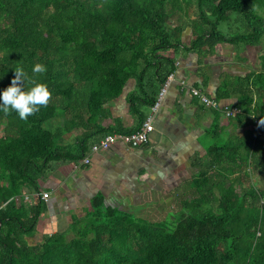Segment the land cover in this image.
Returning <instances> with one entry per match:
<instances>
[{
  "label": "trees",
  "instance_id": "16d2710c",
  "mask_svg": "<svg viewBox=\"0 0 264 264\" xmlns=\"http://www.w3.org/2000/svg\"><path fill=\"white\" fill-rule=\"evenodd\" d=\"M196 1L188 15L179 0H0V92L11 85L14 69L31 77L36 64L46 66L37 80L50 92L47 105L26 120L0 111V264H264V189L252 179L253 172L264 173L262 137L211 150L207 169L171 222L137 219L96 197L86 217L69 224L72 238L66 232L34 238L45 212L39 181L52 162L78 161L96 132L89 131L74 153L60 143L63 136L77 127L91 130L130 80L129 111L139 128L144 109L175 72V58L166 53L181 47L183 31L193 35L185 50L264 38V20L252 7L264 0ZM237 14L246 18L240 31L221 32ZM173 15L176 26L169 24ZM248 83L228 79L217 97L227 98L229 89L249 111ZM253 87L255 114L263 118L264 74ZM47 122L52 129L44 128ZM208 204L215 206L195 214Z\"/></svg>",
  "mask_w": 264,
  "mask_h": 264
},
{
  "label": "crops",
  "instance_id": "0c3cea01",
  "mask_svg": "<svg viewBox=\"0 0 264 264\" xmlns=\"http://www.w3.org/2000/svg\"><path fill=\"white\" fill-rule=\"evenodd\" d=\"M238 31V27L230 28L227 35ZM192 41V31L187 28L181 35V47L170 51L175 55L176 69L155 112L148 144L132 148L117 142L109 149L91 151L107 134L138 128V118L129 111L127 99L135 89L133 80L118 99L104 106V111L94 120L99 127L97 124L91 130L77 127L63 136L60 143L74 153L89 131L96 132L88 139L78 161L52 162L39 181L41 193L49 196L44 200L45 212L34 235L36 241L44 234L67 232L74 219L86 217L96 197L106 207L120 212L129 213L132 208H138L143 216L150 215L153 222L162 220L163 215L157 213L161 210L159 205L173 204L176 200L175 205L180 204V199L174 196L180 194L179 190L187 194L195 188L196 178L207 169L211 150L233 148L253 137L252 116L261 118L255 114L258 93L253 82L257 75L264 74L263 44L220 43L212 51L185 50L183 47H189ZM228 79L235 83L249 80L254 99L249 111L241 108L239 95L230 93L229 89L230 96L217 97ZM193 89L217 100L218 109L202 104L193 96ZM231 107L239 108L241 113L227 117L225 108ZM144 113L147 117L150 109H144ZM261 131L258 138L264 139V123ZM85 159L90 162L85 164ZM252 179L255 187L264 189V173L253 172Z\"/></svg>",
  "mask_w": 264,
  "mask_h": 264
},
{
  "label": "built area",
  "instance_id": "2783aa9c",
  "mask_svg": "<svg viewBox=\"0 0 264 264\" xmlns=\"http://www.w3.org/2000/svg\"><path fill=\"white\" fill-rule=\"evenodd\" d=\"M172 80H173V75H170L167 81L165 82V84L162 86L154 105L150 108V114L146 117L145 121L135 132L131 134H124V133L107 134L97 144H94L91 147V151L95 153V152H100L101 150L109 149L112 145L116 144L117 142H122L123 144L132 148H138L148 144L150 139V134L154 130L153 122H154L155 112L158 110L161 104V100L165 96ZM192 94L193 96L197 97L200 100V102L205 106L213 109H218L219 104L217 100L208 98L200 90L193 89ZM240 113L241 110L237 107L225 108V115L227 117H234ZM252 120H253V124H252L253 137L256 139L261 135V127L263 126L264 122L261 118H257L254 115L252 116ZM89 162H90L89 159L84 160L85 164H88ZM48 196L49 195L47 193H42L41 198L43 200H47ZM25 200L28 201L29 198L25 197Z\"/></svg>",
  "mask_w": 264,
  "mask_h": 264
},
{
  "label": "clouds",
  "instance_id": "9594fccd",
  "mask_svg": "<svg viewBox=\"0 0 264 264\" xmlns=\"http://www.w3.org/2000/svg\"><path fill=\"white\" fill-rule=\"evenodd\" d=\"M14 70L16 75L11 85L0 92V111H15L21 120H26L48 103L50 92L47 85L37 80V75L46 73L47 68L43 64L34 65L31 77L22 67ZM21 81L24 83L21 84ZM29 81L31 86L26 87V82Z\"/></svg>",
  "mask_w": 264,
  "mask_h": 264
},
{
  "label": "rangeland",
  "instance_id": "374dc122",
  "mask_svg": "<svg viewBox=\"0 0 264 264\" xmlns=\"http://www.w3.org/2000/svg\"><path fill=\"white\" fill-rule=\"evenodd\" d=\"M179 2L181 3V5H182V7H183V13L182 14H188V15H190L194 10L192 9V8H195V7H197L198 6V3H197V1L196 0H179ZM188 5H191V7H190V9L189 10H187V6ZM172 6H173V4H172ZM252 7H253V10L255 11V14L259 17V18H262L263 20H264V6L262 5V4H256V6H255V3L252 5ZM192 9V10H191ZM175 15H178V14H175ZM175 15H173V16H171L170 17V19H169V24H171L172 26L175 24H177L176 23V21H175ZM238 16V20L236 21V22H234V20H235V18ZM232 20L228 23H222L221 25H220V27H219V30H221V32H223L224 34H228L229 33V29L230 28H233V27H238V28H240V26L242 27L243 26V23H245L246 22V18L244 17V15L243 14H237V15H233L232 17ZM258 19V18H257ZM171 26V27H172ZM260 44H263V46H264V38L261 40V42H260ZM206 47L203 45V48H199L198 50H194L193 49V51H199L200 52V50H204ZM192 50V49H191ZM168 56H170V57H174L175 55L173 54V53H170V51L169 52H167L166 53ZM55 125V124H54ZM44 128L45 129H47V130H50V129H52L53 128V126H52V124H51V122H47V123H45V125H44ZM261 178V177H260ZM261 187V186H260ZM178 192V191H177ZM184 191H182V190H179V195H177V196H174V198H176L177 197V199H180V200H182V198H183V196H185V195H187L186 193H183ZM183 193V194H182ZM177 201V200H176ZM175 201V202H176ZM175 202L173 203V204H167V205H159V207H160V209L161 210H159L157 213L162 217V215H163V219L162 220H159V221H157L156 219L154 220V222H163V221H172L173 220V218L175 217V215L177 214V212L179 211V210H183L182 208L183 207H181L182 206V204L180 205H175ZM208 206V207H207ZM207 206H204V205H202V207H200V209L199 210H197L196 212H195V214H198V215H201V214H203V213H205V211L206 210H208V209H210L211 208V206H215L214 204H211V205H207ZM129 214L132 216V217H134V218H137V219H141V220H144V221H149V222H153V219L150 217V215H144L143 216V214H141L140 212H139V210H138V208L137 209H134V208H132L130 211H129ZM179 214V213H178ZM144 217V218H143ZM152 219V220H151ZM66 236H67V238L68 239H70V238H72L73 237V233H72V231H70V230H67V232H66Z\"/></svg>",
  "mask_w": 264,
  "mask_h": 264
},
{
  "label": "water",
  "instance_id": "95a60500",
  "mask_svg": "<svg viewBox=\"0 0 264 264\" xmlns=\"http://www.w3.org/2000/svg\"><path fill=\"white\" fill-rule=\"evenodd\" d=\"M189 30H190V28H188ZM124 91H125V88H124V90H123V93H124Z\"/></svg>",
  "mask_w": 264,
  "mask_h": 264
}]
</instances>
